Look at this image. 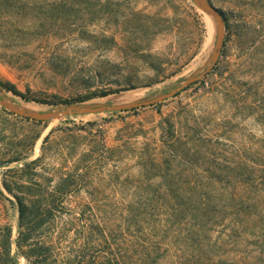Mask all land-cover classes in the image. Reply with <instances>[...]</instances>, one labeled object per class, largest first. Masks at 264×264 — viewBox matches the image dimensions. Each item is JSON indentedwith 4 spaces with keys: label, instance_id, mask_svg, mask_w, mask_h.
<instances>
[{
    "label": "rangeland",
    "instance_id": "374dc122",
    "mask_svg": "<svg viewBox=\"0 0 264 264\" xmlns=\"http://www.w3.org/2000/svg\"><path fill=\"white\" fill-rule=\"evenodd\" d=\"M24 1L36 12L34 2L41 0ZM210 1L228 19L230 37L211 71L177 95L134 110L72 114L47 121L27 119L0 106V159H22L0 165V219L12 225L13 237L17 210L5 198L13 200V196L1 186L7 167L42 156L38 177L53 184L57 176L51 175L84 163L88 150L96 157L101 144L110 148L127 142L132 148L145 140L156 142L167 122L183 121L187 115H195L208 133H226L239 142L247 135H264V129L242 112L238 97L233 92L223 94L236 85L245 89L246 102L264 99V0ZM76 4L82 13L80 27L62 22L46 31L47 23H31V11L19 20L0 12V80L14 84L29 98L26 101L2 88L16 104L49 111L64 105L62 100L112 103L125 99L132 89H141L134 100L152 97L209 60L215 23L213 39L207 40L204 12L193 0H68V5ZM242 23L251 26V33L239 39ZM253 28L261 34L255 36ZM100 91L112 92L100 96ZM97 158L90 163L96 165L91 176L95 182L98 176L101 180L133 163L129 156L120 161L114 156L99 164ZM76 195L87 196L84 191ZM107 195L112 193L100 197Z\"/></svg>",
    "mask_w": 264,
    "mask_h": 264
},
{
    "label": "trees",
    "instance_id": "16d2710c",
    "mask_svg": "<svg viewBox=\"0 0 264 264\" xmlns=\"http://www.w3.org/2000/svg\"><path fill=\"white\" fill-rule=\"evenodd\" d=\"M34 5L36 12L23 0H0V12L19 20L31 11V23H47L45 31L62 22L80 27L78 4ZM223 17L226 44L231 29ZM250 27L239 25L237 38ZM256 29L252 33L259 36ZM0 87L29 100L10 82L0 80ZM229 92L264 129V99L246 102L245 89L236 85L223 94ZM199 124L187 115L167 122L156 142L101 144L96 157L88 150L84 163L51 175L57 176L53 184L38 177L42 156L7 167L1 186L13 196L5 198L17 210V223L13 237L12 225L0 219V264H264V135L239 142ZM114 156L133 163L92 181L96 165L90 163ZM21 160L8 157L0 165ZM81 191L87 196L78 197ZM105 192L112 195L100 197Z\"/></svg>",
    "mask_w": 264,
    "mask_h": 264
},
{
    "label": "water",
    "instance_id": "95a60500",
    "mask_svg": "<svg viewBox=\"0 0 264 264\" xmlns=\"http://www.w3.org/2000/svg\"><path fill=\"white\" fill-rule=\"evenodd\" d=\"M193 1L201 11L208 14L214 20L215 41L213 49L211 51L209 60L202 68L194 71L191 75L184 78L182 81L174 85L168 91L152 97H146L136 100H134L133 98H125L112 103L87 104L83 102H68L62 106H56L49 111H39L20 104L13 103L12 100L5 95L4 90L0 87V106L4 107L5 109L14 114L26 118L47 121L50 119H57L72 114L120 111L138 108L142 106H149L176 95V93L180 92L182 89L189 86L190 84L196 82L197 80L205 76L207 73H209V71H211L213 66L216 64L218 57L221 53V49L224 45L225 20L222 12L210 0Z\"/></svg>",
    "mask_w": 264,
    "mask_h": 264
},
{
    "label": "bare ground",
    "instance_id": "6f19581e",
    "mask_svg": "<svg viewBox=\"0 0 264 264\" xmlns=\"http://www.w3.org/2000/svg\"><path fill=\"white\" fill-rule=\"evenodd\" d=\"M203 17H204L205 24H206L207 31H208L207 40H210L212 38V35H213L214 22H213L212 18L208 14H206V13L203 14ZM140 91H141V89H135V90L132 89V90H130V91H128V92L125 93V97L127 99L135 98L134 96H136ZM13 100H14V98H13ZM13 100H12V102L15 103ZM34 103H36V102H34ZM34 106L36 107V105H34ZM28 107L32 109L33 108V105L29 104Z\"/></svg>",
    "mask_w": 264,
    "mask_h": 264
}]
</instances>
